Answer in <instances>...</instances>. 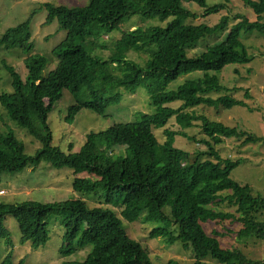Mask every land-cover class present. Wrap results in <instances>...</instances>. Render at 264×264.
<instances>
[{
    "label": "trees",
    "instance_id": "16d2710c",
    "mask_svg": "<svg viewBox=\"0 0 264 264\" xmlns=\"http://www.w3.org/2000/svg\"><path fill=\"white\" fill-rule=\"evenodd\" d=\"M162 1L89 0V4L82 7L48 4L47 23L57 20L66 36L53 50L59 62L46 77L43 71L49 59L32 54L30 21L6 31L0 47L32 55L24 62L25 79L15 67L4 65L13 91L0 93V108L44 145L34 155H29L24 142L14 132L2 135L0 179L3 173L21 172L42 161L56 168L69 167L73 173L83 174L73 179L72 188L76 192L102 190L106 205H112L119 196H128L123 211L127 221L167 223L165 227L154 228L150 237L163 238L169 245L180 242L185 249H193L197 260L192 264H211L206 262L209 257L220 264H257L249 262L238 248H223L218 237L225 235L217 231L209 235L203 225L230 222L238 226L235 234L240 241L252 237L264 240V221L260 219L264 214V198L254 196L232 179V170L240 160L223 158L213 145L223 142L225 137L236 136L243 144L260 138L236 126L193 115L188 110L201 105L225 109L246 106V102L230 96L213 99L209 95L223 90L219 74L226 66L250 61L239 38L243 30L264 33L261 22L264 0H245L258 20L234 24L226 40L195 57L189 55V48L201 39L227 29L229 17H224L214 27L195 25L188 21L199 19V15L184 7L183 1L205 6L206 0H176L172 6H166ZM220 8L223 5L207 10L206 14ZM135 14L170 21L165 27L131 30L112 43V47L101 42V35L113 33L121 21ZM98 49H108L111 53L106 58L98 57L94 53ZM131 51L149 55L147 65L144 67L128 59ZM117 66L124 72L126 68L124 76L116 74ZM198 71L205 73L201 81L189 82L178 92L153 94L151 102L157 108L155 114L144 115L138 122H121L99 132L92 131L77 152L66 154L51 145L48 116L64 92H69L75 100L69 107L70 118L82 109L104 116L109 107L123 101L124 94L113 92L114 87L134 95L146 75L159 74V83L168 85L184 74ZM177 101L184 103L179 109L166 106ZM30 107L38 113L47 134L40 132L30 119ZM173 117L188 125L202 121L209 137L204 140L208 147L204 153L210 156L206 161L195 159L201 151L194 155L175 146L173 132L166 130V141L158 140L153 128L166 125ZM117 147L128 148L126 153L130 155L115 156L111 149ZM9 216L19 225L22 243L31 242L34 248L49 241L50 218L62 217L61 255L70 256L80 248L93 246L84 261L73 264H152L148 249L132 239L123 219L111 208H90L82 199L56 203L0 202V238L13 247L11 232L4 224ZM2 264H13L11 252Z\"/></svg>",
    "mask_w": 264,
    "mask_h": 264
},
{
    "label": "rangeland",
    "instance_id": "374dc122",
    "mask_svg": "<svg viewBox=\"0 0 264 264\" xmlns=\"http://www.w3.org/2000/svg\"><path fill=\"white\" fill-rule=\"evenodd\" d=\"M175 2L176 0L162 1L166 6H172ZM48 4L82 7L87 6L89 0H0V40L9 29L30 21L31 41L34 46L32 54L42 55L49 59L43 71L45 77L56 69L59 59L53 54V50L66 36V32L60 28L57 20L47 23ZM217 5H223V8L206 14L207 10ZM183 6L199 15V19L188 21L195 25L206 24L214 27L224 17H229L227 29L207 36L189 48L191 57L199 56L208 47L226 40L234 24L242 20L250 22L258 20L257 14L245 4V0H206L205 6L183 1ZM169 21L162 22L159 18H148L142 14H135L121 21L113 33L101 35V42L112 47V43L131 30L155 26L165 27ZM261 22L264 23V18ZM239 39L246 48L250 61L246 64L226 66L219 74L223 90L219 93H211L209 97L217 99L221 96H230L246 102V106L225 109L201 105L189 109L188 112L206 117L210 121H220L229 126H236L260 138L257 141L243 144L242 139L236 136L225 137L223 142L213 145L223 158L240 160V164L232 170V179L246 187L254 196L264 198V33L258 30H243ZM94 53L98 57L106 58L111 50L98 49ZM32 54L18 49L7 50L0 47V93L13 91L10 75L4 65L15 67L25 79L27 69L24 62ZM128 59L145 67L150 56L131 51ZM124 69L125 72L117 66L115 72L119 76H124L126 68ZM204 76V72H193L182 75L176 82L161 85L158 81L159 74L146 75L134 95L114 87L113 92L124 94L123 101L109 107L104 116L82 109L70 118L69 107L75 104V100L69 92H64L63 98L55 104L48 116L51 145L60 148L66 154L77 152L85 143L87 134L92 131L99 132L121 122H138L144 115L155 114L157 108L151 102L153 94L178 92L185 84L201 81ZM183 105L182 101L166 104L174 109H179ZM28 112L37 129L47 134V129L39 119L38 113L32 107ZM166 130L174 133L175 146L192 152L194 155L201 151L202 153L195 157L198 162H204L210 157L204 153L208 149L204 140H209V137L202 127V121L196 120L188 125L186 121H179L177 117H173L166 125L154 127L153 131L161 143L167 139ZM9 131L14 132L24 142L25 151L29 155H34L44 145L26 128L12 121L0 108V137ZM111 150L115 156L130 155L127 154L129 149L126 147ZM129 153L132 154L131 150ZM79 175L83 176V174L73 173L69 167L56 168L46 161H42L36 167H27L21 172L3 173L0 179V202L4 204H18L25 201L56 203L82 199L90 208L108 207L116 211L123 219L125 228L132 239L148 249L152 264H192L196 262L197 258L193 249H185L182 243L169 245L163 238L150 237L154 228L165 227L167 223L127 221L123 217V211L128 196H119L112 205H106L102 190L93 193H80L73 190V179ZM167 211H169L168 208ZM260 219L264 221V214ZM4 224L11 232L13 247L7 246L6 241L0 238V264L10 252L13 264H63V262L73 264L84 261L93 249L92 245H88L80 248L76 254L61 255L64 228L60 216L50 218L48 222L49 241L39 248H34L31 242L22 243V234L15 218L7 217ZM203 226L209 235H213L214 231L225 235L218 237L223 248H238L249 262L264 264V240L252 237L240 241L235 234L238 226L230 222L223 225L207 223ZM206 262L220 264L211 257L207 258Z\"/></svg>",
    "mask_w": 264,
    "mask_h": 264
},
{
    "label": "built area",
    "instance_id": "2783aa9c",
    "mask_svg": "<svg viewBox=\"0 0 264 264\" xmlns=\"http://www.w3.org/2000/svg\"><path fill=\"white\" fill-rule=\"evenodd\" d=\"M2 192H3V191H2ZM2 192H1V193H2Z\"/></svg>",
    "mask_w": 264,
    "mask_h": 264
}]
</instances>
